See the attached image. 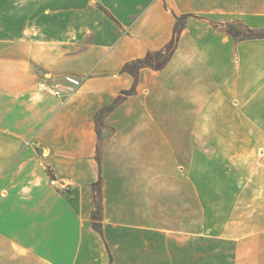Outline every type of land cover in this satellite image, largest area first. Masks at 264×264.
Instances as JSON below:
<instances>
[{"label": "crops", "instance_id": "obj_1", "mask_svg": "<svg viewBox=\"0 0 264 264\" xmlns=\"http://www.w3.org/2000/svg\"><path fill=\"white\" fill-rule=\"evenodd\" d=\"M0 264H264V0H0Z\"/></svg>", "mask_w": 264, "mask_h": 264}, {"label": "trees", "instance_id": "obj_2", "mask_svg": "<svg viewBox=\"0 0 264 264\" xmlns=\"http://www.w3.org/2000/svg\"><path fill=\"white\" fill-rule=\"evenodd\" d=\"M179 33H180V28L177 29V35L174 38V40L172 41V44H171V46L169 48V51H168L166 57L162 61H160L159 63H157L155 66H153L150 63V60L152 58H159V57L163 56V53L149 54L148 57L145 60H138L136 62H133L131 64H128L125 69L128 70V71H131L133 73H134L133 67H135V66H138L139 68L151 66V67H153V68H155L157 70L163 69L165 67V65L168 63L171 55L173 54L174 48H175L176 43L178 41Z\"/></svg>", "mask_w": 264, "mask_h": 264}, {"label": "built area", "instance_id": "obj_3", "mask_svg": "<svg viewBox=\"0 0 264 264\" xmlns=\"http://www.w3.org/2000/svg\"><path fill=\"white\" fill-rule=\"evenodd\" d=\"M67 82L72 86L70 88V94H74L77 92V90L81 87L82 82L81 80L74 78V77H68ZM45 90H48L49 92L53 93L56 96H62L61 88L59 85H44L43 86ZM50 184L54 188H58V190L62 193H66L68 191V185L65 183H61L56 178H52L50 180Z\"/></svg>", "mask_w": 264, "mask_h": 264}]
</instances>
